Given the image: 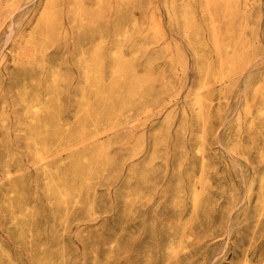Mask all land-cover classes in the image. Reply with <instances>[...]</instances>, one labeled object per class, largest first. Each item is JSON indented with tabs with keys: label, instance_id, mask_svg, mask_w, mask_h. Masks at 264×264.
<instances>
[{
	"label": "rangeland",
	"instance_id": "rangeland-1",
	"mask_svg": "<svg viewBox=\"0 0 264 264\" xmlns=\"http://www.w3.org/2000/svg\"><path fill=\"white\" fill-rule=\"evenodd\" d=\"M0 264H264V0H0Z\"/></svg>",
	"mask_w": 264,
	"mask_h": 264
}]
</instances>
